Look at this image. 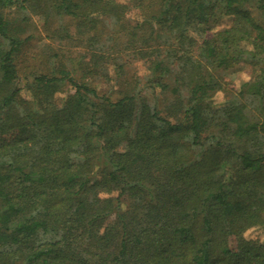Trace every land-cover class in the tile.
<instances>
[{
	"label": "trees",
	"instance_id": "1",
	"mask_svg": "<svg viewBox=\"0 0 264 264\" xmlns=\"http://www.w3.org/2000/svg\"><path fill=\"white\" fill-rule=\"evenodd\" d=\"M56 8L88 32L82 80L23 83L31 18L0 13V264H264V241L244 236L264 227V0Z\"/></svg>",
	"mask_w": 264,
	"mask_h": 264
},
{
	"label": "rangeland",
	"instance_id": "2",
	"mask_svg": "<svg viewBox=\"0 0 264 264\" xmlns=\"http://www.w3.org/2000/svg\"><path fill=\"white\" fill-rule=\"evenodd\" d=\"M59 2L60 0H34L32 4H27L29 7L26 10H22L20 7L0 8V13L5 20L11 21L12 27L21 21L20 17L23 15H28L31 18L27 26L22 28V36L31 35V38L28 43L22 46L21 51L16 56V63L23 83H26V77L33 76L30 74L33 71L47 74L48 71L58 68L72 71L77 79L82 80L84 78V74L77 67H73V62L77 60L82 51L88 49V41L86 40L88 32L83 33L84 31L79 29L78 22L71 15L61 14L60 10L56 8ZM34 3L36 4L34 5ZM134 12L130 13L133 23L136 22L135 19L137 18ZM230 22L231 18L225 17L220 26H226ZM65 33H71L81 39L78 42L76 39L63 37L62 35ZM61 62L64 66L59 67ZM248 67V64L239 63L225 71V79L230 86L231 83H235L233 88H239L240 79L248 78ZM140 72L142 73L141 70ZM236 73L239 79L236 77ZM98 84L99 88L104 91L112 85V81L102 80ZM23 94L25 97H29L30 91L24 89ZM63 94L64 92L61 95ZM214 99L217 104H222L226 99V92L219 91ZM122 203L123 207H126L128 200L123 197ZM244 236L246 239L264 241V227L261 225L253 226L245 232Z\"/></svg>",
	"mask_w": 264,
	"mask_h": 264
}]
</instances>
